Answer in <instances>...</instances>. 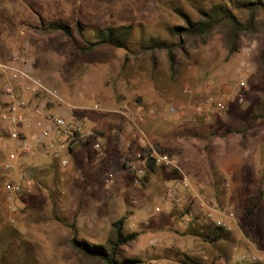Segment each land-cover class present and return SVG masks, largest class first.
<instances>
[{
    "label": "rangeland",
    "instance_id": "obj_1",
    "mask_svg": "<svg viewBox=\"0 0 264 264\" xmlns=\"http://www.w3.org/2000/svg\"><path fill=\"white\" fill-rule=\"evenodd\" d=\"M219 1L225 0H0V43L28 33L15 56L29 48L32 74L60 95L52 116L78 110L87 130L107 137L103 158L83 152L94 164L78 159L51 171L43 166L45 152L26 163L35 165V177L9 202L3 163L15 147L0 133V264H94L71 249L70 239L101 243L110 222L126 214L132 217L125 232L140 235L122 251L137 264H264V117L249 124L264 108V37L242 38L230 60L216 33L205 44H184L176 74L163 52L153 64L143 53L124 61L125 50L106 45L80 51L86 39L94 40L93 28L132 24L137 48L181 24L175 9L194 14L195 6ZM53 20L80 21L85 38L76 30L71 38L42 33ZM2 77L0 69V112ZM132 140L174 154L193 191L234 211L228 239L208 243L188 234V194L170 173L157 170L144 185L132 183L118 163ZM171 186L175 197L167 194ZM201 214L194 212L196 223L208 225ZM243 254L256 261H240Z\"/></svg>",
    "mask_w": 264,
    "mask_h": 264
},
{
    "label": "trees",
    "instance_id": "obj_2",
    "mask_svg": "<svg viewBox=\"0 0 264 264\" xmlns=\"http://www.w3.org/2000/svg\"><path fill=\"white\" fill-rule=\"evenodd\" d=\"M175 12L180 15L182 22L166 28L167 38L149 36L142 39L137 48H132L131 37L134 25L98 27L93 28L94 40L86 39L85 45L80 48V51L82 54H89L106 45L125 50L124 61L131 55L143 53L149 55L153 64H155L157 53L163 52L166 55L170 72L176 74L179 67L177 52L183 48L184 44L188 43L191 46L205 44L211 34L216 33L220 36L221 43L226 51L225 59L230 60L238 52L242 38L248 35L264 37V0H225L208 6L197 5L194 7V14H188L179 8L175 9ZM40 30L44 34L62 33L69 38L73 37L74 30L83 38H85L84 33L86 32L80 21L70 25L60 20H53L46 26H42ZM1 105L3 106V103ZM263 117L264 108L262 112L252 114L249 124ZM0 133L5 135L1 130V125ZM95 133L98 132L95 131ZM154 147L163 150L158 146ZM149 152L150 148L148 146H143L138 141L132 140L126 151L119 155L118 163L123 170L131 174L128 171V162L137 153L148 154ZM109 159L113 161V158L110 157ZM54 166V163H51L49 168L53 169ZM34 170L32 172L33 178L36 174ZM157 170L170 173L175 180L180 177L176 171L168 172L165 169L151 167L150 165L146 174L139 179V185H144L147 175ZM256 207L257 205L254 203L247 210L248 213L252 214L253 209ZM186 214H189L188 209ZM127 220L128 216L126 214L111 221L108 233L101 243H90L72 237L69 241L70 247L77 255L94 264H137L138 259L128 255L125 256L122 251L123 247L133 243L140 235L139 232H125ZM196 222L197 217L193 216L189 221L188 234L203 237L208 243L226 240L229 237L230 232L216 227L212 223L208 222V225H201Z\"/></svg>",
    "mask_w": 264,
    "mask_h": 264
},
{
    "label": "built area",
    "instance_id": "obj_3",
    "mask_svg": "<svg viewBox=\"0 0 264 264\" xmlns=\"http://www.w3.org/2000/svg\"><path fill=\"white\" fill-rule=\"evenodd\" d=\"M0 69L3 76L1 95L4 99L0 112V125L1 130L15 147L9 151L3 163V170L8 174L3 185L7 201L11 202L15 196L20 195L25 189V184L32 178L35 165L27 166L21 156L33 157L36 152L34 144L54 157L61 168L68 165V157L81 146L91 147L98 155H103L101 135L85 128L84 117L80 111H73L67 116L44 115L48 103L60 104L62 99L55 89L44 85L32 74L29 63L26 65L14 62L0 63ZM32 101L37 102L31 104ZM216 106L219 110L225 109L224 101L217 102ZM93 108L97 110L98 106L94 105ZM171 110L174 111V108ZM148 147L150 148L148 154L137 153L127 164L134 183L139 185V179L146 174L150 165L168 172L176 171L180 176L177 179L181 187L187 191L189 206L195 205L207 222L227 232L232 231L236 226L234 211L222 204L208 202L193 192L185 176H182L179 160L174 154L158 150L153 145ZM112 178L113 175L108 174L107 182ZM167 194L175 197L176 187L171 186ZM189 216L192 217L190 209L187 219H190ZM239 260L254 262L256 257L243 254Z\"/></svg>",
    "mask_w": 264,
    "mask_h": 264
},
{
    "label": "crops",
    "instance_id": "obj_4",
    "mask_svg": "<svg viewBox=\"0 0 264 264\" xmlns=\"http://www.w3.org/2000/svg\"><path fill=\"white\" fill-rule=\"evenodd\" d=\"M29 36H28V33L26 32V31H21L20 32V35L19 36H10L7 40H5V42L4 43H0V63H2V64H4V63H7V64H11V63H16V64H19V65H26L27 64V60H29V59H27V58H29L28 57V54H29V48H26L27 50L26 51H23L22 53H19L20 54V56H15V55H17V53H18V51H16L17 49H15V48H18V47H16L17 46V43L19 44V43H21V42H23L22 43V45L24 46L25 45V43H28L29 42ZM24 52H28L26 55H25V53ZM2 73V72H1ZM2 81H3V77H2ZM4 100V99H3ZM3 102V101H2ZM37 101H32V103L31 104H35ZM55 106H52V103L50 102V103H48V105H47V108H46V110H45V112H44V115H47V114H51V110L54 108ZM72 113V111H70L69 113H66V115H69V114H71ZM52 115V114H51ZM58 115H64V114H58ZM65 116V115H64ZM36 119H38V118H36ZM42 119V118H41ZM38 120H40V119H38ZM91 131H94L93 129L91 130ZM96 132H98V131H96ZM100 135H101V137H102V141H103V149H104V145H105V143L107 142V137H105V135L102 133V132H98ZM12 144H13V142H12ZM34 146H35V150H36V152H35V155L33 156V157H29V156H24V155H22L21 157L23 158L22 160H23V163H28V162H30V161H32V160H34V159H36V157H37V159H39L38 157L39 156H44V157H46L44 154V150L42 149V148H40V146L39 145H37V144H34ZM85 150H90V151H92L93 153H94V156L97 158V159H101V158H103L104 156L103 155H105V153L103 152V155H98L91 147H78V148H76L74 151H73V153H72V155L71 156H69L68 157V165L65 167V168H61V167H59V165H58V161L54 158V157H52L51 155V157L49 156L46 160H43L42 162H43V166L44 167H46V168H48L49 170H51V171H53V169H56L57 167H59L60 169H66L67 167H69L70 166V164L73 162H77L78 161V159L80 160V161H83V162H85L86 163V160H88L87 162H89V163H92V164H94V163H96V160H94L90 155H88L87 156V159H85L86 157L83 155L84 153V151ZM20 157V158H21ZM106 161V160H105ZM51 163H54V168L53 169H50L49 168V166H50V164ZM106 163V162H105ZM106 165V164H105ZM95 169V167H92V169ZM172 176V175H171ZM172 178H173V176H172ZM171 178V179H172ZM113 179V178H112ZM132 179V183L135 185V186H137V184H135L134 183V181H133V178H131ZM191 190H192V188H191ZM193 191V190H192ZM193 192H195V191H193ZM188 197V196H187ZM193 207H191V206H189V204H188V208L190 209V210H192V217H193V215H194V212H198L199 210H197V207L195 206V205H192ZM187 208V209H188ZM188 215V214H187ZM127 216H128V220L127 221H129L130 219H131V215H129V214H127ZM192 217H190V219H186V220H188V221H191V219H192Z\"/></svg>",
    "mask_w": 264,
    "mask_h": 264
}]
</instances>
